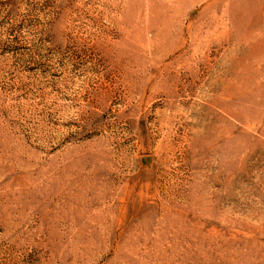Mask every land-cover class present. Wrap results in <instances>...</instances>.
I'll return each mask as SVG.
<instances>
[{"label": "rangeland", "instance_id": "rangeland-1", "mask_svg": "<svg viewBox=\"0 0 264 264\" xmlns=\"http://www.w3.org/2000/svg\"><path fill=\"white\" fill-rule=\"evenodd\" d=\"M0 264H264V0H0Z\"/></svg>", "mask_w": 264, "mask_h": 264}, {"label": "water", "instance_id": "water-1", "mask_svg": "<svg viewBox=\"0 0 264 264\" xmlns=\"http://www.w3.org/2000/svg\"><path fill=\"white\" fill-rule=\"evenodd\" d=\"M150 159V157H145V158H142V160H149Z\"/></svg>", "mask_w": 264, "mask_h": 264}]
</instances>
